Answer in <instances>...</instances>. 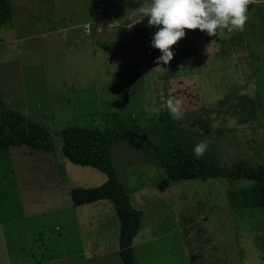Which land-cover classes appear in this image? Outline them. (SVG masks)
<instances>
[{
  "label": "rangeland",
  "instance_id": "obj_1",
  "mask_svg": "<svg viewBox=\"0 0 264 264\" xmlns=\"http://www.w3.org/2000/svg\"><path fill=\"white\" fill-rule=\"evenodd\" d=\"M0 27V98L47 126L55 151L0 152V264H122L110 199L75 206L70 191L104 182L69 162L59 132L70 126L144 127L162 143L164 100L182 101L180 140L222 166L264 165V0L247 6L243 31L185 30L174 58L157 64L156 27L139 12L150 0H10ZM170 112V111H169ZM111 157L141 210L136 264H264V212L233 207L228 191L250 181L221 176L169 180L138 137Z\"/></svg>",
  "mask_w": 264,
  "mask_h": 264
},
{
  "label": "trees",
  "instance_id": "obj_2",
  "mask_svg": "<svg viewBox=\"0 0 264 264\" xmlns=\"http://www.w3.org/2000/svg\"><path fill=\"white\" fill-rule=\"evenodd\" d=\"M11 14L10 0H0V27L10 22ZM156 52L160 51L156 49ZM158 121L162 143H156L144 127L136 125L115 129L70 126L58 134L60 152L69 162L91 166L105 174L104 182L97 186L72 188L70 198L75 206L111 200L119 220L118 252L122 264H136L132 241L140 227L141 210L131 204L127 187L113 164L110 149L116 141L138 137L153 150L158 164L172 181L217 176L231 181H250L238 190H229V201L233 207H258L264 212L263 164L250 165L239 160L232 167H226L214 155L198 158L194 148L180 140L177 122L169 111L161 112ZM21 145L33 150L55 151L54 137L45 124L6 107L0 98V152L6 155L11 146Z\"/></svg>",
  "mask_w": 264,
  "mask_h": 264
},
{
  "label": "clouds",
  "instance_id": "obj_3",
  "mask_svg": "<svg viewBox=\"0 0 264 264\" xmlns=\"http://www.w3.org/2000/svg\"><path fill=\"white\" fill-rule=\"evenodd\" d=\"M252 0H150L141 4L139 12L148 18V26L156 27L151 46L161 55L157 64H168L174 58L172 48L186 36L185 30H200L209 36L243 31L248 20L247 6ZM164 103L173 116H180L182 101L168 96ZM208 144L198 142L194 153L202 157Z\"/></svg>",
  "mask_w": 264,
  "mask_h": 264
}]
</instances>
